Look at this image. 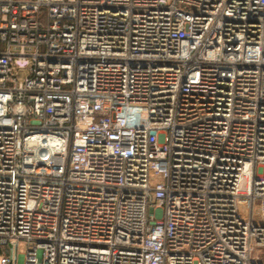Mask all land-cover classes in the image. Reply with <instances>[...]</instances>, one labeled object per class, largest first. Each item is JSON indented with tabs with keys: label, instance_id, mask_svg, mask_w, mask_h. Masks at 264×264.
Returning a JSON list of instances; mask_svg holds the SVG:
<instances>
[{
	"label": "built area",
	"instance_id": "built-area-1",
	"mask_svg": "<svg viewBox=\"0 0 264 264\" xmlns=\"http://www.w3.org/2000/svg\"><path fill=\"white\" fill-rule=\"evenodd\" d=\"M0 252L264 264V0H0Z\"/></svg>",
	"mask_w": 264,
	"mask_h": 264
},
{
	"label": "rangeland",
	"instance_id": "rangeland-1",
	"mask_svg": "<svg viewBox=\"0 0 264 264\" xmlns=\"http://www.w3.org/2000/svg\"><path fill=\"white\" fill-rule=\"evenodd\" d=\"M26 249L25 243L24 242H20L18 245V253H23ZM1 254V252H0Z\"/></svg>",
	"mask_w": 264,
	"mask_h": 264
}]
</instances>
